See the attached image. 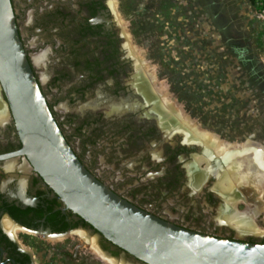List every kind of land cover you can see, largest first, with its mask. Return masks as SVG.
Returning a JSON list of instances; mask_svg holds the SVG:
<instances>
[{"label":"flooded vegetation","instance_id":"1","mask_svg":"<svg viewBox=\"0 0 264 264\" xmlns=\"http://www.w3.org/2000/svg\"><path fill=\"white\" fill-rule=\"evenodd\" d=\"M18 1L11 0V4L27 59L58 127L86 169L113 192L152 215L185 229L235 239L234 228L209 220V215L201 210L203 199L207 202L205 207L219 200L220 194L211 187L220 167L215 168V160L210 159L215 170L212 168L200 188L190 186V168L197 170L193 158L206 157L205 146L186 138L182 128L169 126V118L161 116L153 108L155 102L144 97L140 86L149 88V82L137 73L138 58L126 45L127 38L111 0L20 3L25 18L27 6L31 8L25 24L27 34L37 17H45L59 21V32L67 35L62 41L53 37L47 40L48 52L42 53L45 64L40 66L52 63L57 73L53 71L51 78L43 73L44 80L36 73L18 25ZM56 50L62 53L56 56ZM70 70L76 74H69ZM53 80L54 89L49 84ZM90 96L94 98L88 100ZM154 97L156 100L155 94ZM55 98L58 105L65 101L57 107ZM69 101L78 103L77 109L69 111ZM7 113V119L0 122V264H107L106 260L146 264L67 208L30 161L15 155L21 142L13 117ZM103 132L110 136L108 142ZM115 134L119 135L114 137ZM101 136V140L97 139ZM98 147L106 160L111 156L118 162L123 157V169L116 172L112 166L100 163ZM181 194L184 197H179ZM185 199L195 201L186 205ZM31 235L61 241L66 245L63 251L70 256L67 259L64 252L63 259L60 255L58 260L44 256L40 259L32 247ZM245 236L240 239L264 243V238ZM92 240L98 253L90 245Z\"/></svg>","mask_w":264,"mask_h":264},{"label":"rangeland","instance_id":"2","mask_svg":"<svg viewBox=\"0 0 264 264\" xmlns=\"http://www.w3.org/2000/svg\"><path fill=\"white\" fill-rule=\"evenodd\" d=\"M26 1L16 3L18 25L34 60L35 55L48 52L50 44L47 40L53 37L62 41L67 35L65 31L59 32V21L45 17H37L27 34L25 24L31 8L27 6L26 18L20 10ZM114 9L128 46L138 58L137 73L146 78L151 87L149 91L157 97L150 100L155 102L153 108L162 113L161 116H167L172 124L179 122L198 127L221 144L234 147L227 151L229 154L225 153L228 156L217 153L227 165L224 172L221 169L223 174L220 170V175L217 173L212 180L211 188L220 197L215 205L208 203V207L203 199L201 210L209 215V220L218 222L220 216L250 214L251 230L255 229L257 233L250 230L239 232L236 224H227L239 233H249L245 237L264 238V155H261V149L264 150V20L251 0H114ZM61 53L60 50L54 51L56 56ZM34 62L41 80H44L43 73L51 78L53 71L56 72L52 63L40 66L45 64V59L38 65ZM69 74L76 73L70 70ZM54 83V80L49 82L53 89ZM44 87L49 90L46 85ZM90 98L94 96L88 100ZM54 101L58 107L65 100L59 105L58 99ZM69 103L66 107L69 111L77 109L78 103ZM104 136L108 142L110 136L107 133ZM178 138L176 140H181V136ZM97 139L101 140L102 136ZM239 150L241 154L237 153V157L240 156L237 158L234 151ZM254 151L262 170L251 159ZM105 156V153L98 155L104 166H112L116 172L123 169L120 167L123 157L116 162L111 156L106 160ZM202 159V156H194L197 170L191 168L190 177L192 171L200 173L206 165L211 166ZM246 162L251 166L249 163L245 166ZM229 177L236 180L231 188L223 189L220 184ZM189 182L193 189H198L192 186L190 178ZM184 201L190 205L195 199ZM29 238L40 259L44 256L58 260L59 255L63 259L64 252L67 259L70 256L63 251L66 245L61 241L52 242L38 235Z\"/></svg>","mask_w":264,"mask_h":264},{"label":"water","instance_id":"3","mask_svg":"<svg viewBox=\"0 0 264 264\" xmlns=\"http://www.w3.org/2000/svg\"><path fill=\"white\" fill-rule=\"evenodd\" d=\"M0 98L21 142L15 155L30 161L67 208L130 255L146 264H264V243L240 239L249 233L229 239L177 226L133 205L86 169L42 94L11 0H0Z\"/></svg>","mask_w":264,"mask_h":264},{"label":"bare ground","instance_id":"4","mask_svg":"<svg viewBox=\"0 0 264 264\" xmlns=\"http://www.w3.org/2000/svg\"><path fill=\"white\" fill-rule=\"evenodd\" d=\"M126 45L128 46V43H126ZM128 48H129V46H128ZM130 49V48H129ZM130 51H131V49H130ZM34 56V55H33ZM34 60L36 61V63L37 64H40V63H42L43 61H44V55L43 54H37V55H35L34 56ZM136 63H138V62H136ZM139 77V76H138ZM139 82V81H138ZM140 88H141V92H143L144 94V97L146 98V100H152V98L154 97V95H153V93L152 92H150L149 91V88H146V86L145 87H143V85H141L140 86ZM162 89V88H161ZM153 100H155V97H154V99ZM155 109V108H154ZM162 114V113H161ZM7 117H8V113H7V110H6V106H5V104L2 102V101H0V122H3V121H5L6 119H7ZM165 118H167V116L165 117ZM174 119V118H173ZM170 121V120H169ZM169 126H171V127H173V128H175V129H180V128H182V131L185 133V135H187V136H191L193 139H194V141L195 140H197V142H199V143H202L204 146H205V150H206V157L204 156H202L204 159H202V161L203 160H205L206 162L205 163H211V160L210 159H214L215 160V162H216V164L214 165V167L216 168V167H220V168H218V169H222L223 170V172L225 171L224 170V168H226V166H225V164H223V160H222V158H220V155H218L217 153H227V154H229V152H227V151H230V149L231 148H234V147H231V146H226V145H224L223 143L221 144V142L217 139V138H215L213 135H211V134H209L208 132H205V131H202V130H200L198 127H191V126H185V125H181L179 122L177 123V124H172V122H169ZM186 136V137H187ZM203 146V147H204ZM232 151H233V149H232ZM262 151H264V150H262L261 149V155H264V153H262ZM205 152V151H204ZM236 153V156L235 157H237V153L238 154H241V152H240V150L238 151V152H236V151H234V154ZM249 152H247V154H248ZM255 153L257 154V152L256 151H254V156H252V160H253V162H254V164L256 165L257 164V167L258 168H260L261 170L263 169L262 168V166H261V162H259V161H257V159L255 158ZM233 154V153H232ZM230 155H231V152H230ZM229 155V156H230ZM225 156H228V155H226L225 154ZM234 157V158H235ZM238 157H240V156H238ZM237 157V158H238ZM226 159V158H225ZM236 159V158H235ZM248 160H249V158H247ZM262 160L264 161V156H262ZM235 161V160H234ZM204 162V161H203ZM226 163V162H225ZM249 162H246V164H244L245 166H247V165H249L248 164ZM263 163V162H262ZM214 164V163H213ZM253 164V165H254ZM222 166V167H221ZM250 166H251V164H250ZM254 167V166H253ZM208 167H207V165H206V168L203 170V172H200V173H196V171H193L192 173H191V177H190V179H191V184H192V186L193 187H195V186H197V188H199V186L201 185V184H203V181H205V179L208 177V175H209V173H211L212 171V165L207 169ZM246 168V167H245ZM191 169V168H190ZM207 169V170H206ZM214 169V168H213ZM247 169V168H246ZM252 169V168H251ZM215 170V169H214ZM222 170H221V172H222ZM257 170V169H256ZM256 170H255V167H254V171H255V173H256ZM246 171H248V170H246ZM263 171H264V169H263ZM216 172V171H215ZM220 171H218V174L220 175V173H219ZM223 172L221 173V175L223 174ZM240 174V173H239ZM259 174V173H258ZM262 174V173H261ZM237 177V179H238V175L236 176ZM242 177H244V176H241V178ZM240 178V177H239ZM220 180V179H219ZM236 180V178L234 179V178H230L229 177V179L227 180V181H225L224 180V182H222V184H220L221 185V187L223 188V189H229V188H231L232 187V183L234 182ZM237 181H239V180H237ZM190 183V182H189ZM218 184V185H219ZM220 188V187H219ZM221 188V189H222ZM196 190V189H195ZM220 190V189H219ZM223 193V192H222ZM225 193V192H224ZM226 194V193H225ZM228 195H229V193H228ZM227 200V199H226ZM227 213V212H226ZM250 214H248L247 215V213L246 214H234V215H232L231 217H230V215H228V216H220V219L219 220H221V222H224V223H228V224H230V225H233V224H236V227L235 228H237V230L239 231V232H243V231H247V230H250V231H254L255 233H257V231L254 229V230H251V228L253 229V223H252V221H251V216H249ZM228 217V218H227ZM227 219V220H226ZM246 228H249V229H246ZM239 232H237V234H242V233H239ZM85 240H86V238H85ZM90 245L92 246V247H94L93 249H95L94 251L96 252V253H98V250L95 248V245H94V240H92V241H90ZM91 247V248H92ZM119 261V260H118ZM106 262H107V264H121V263H123V262H121V260H120V262H117V261H115V260H106Z\"/></svg>","mask_w":264,"mask_h":264},{"label":"built area","instance_id":"5","mask_svg":"<svg viewBox=\"0 0 264 264\" xmlns=\"http://www.w3.org/2000/svg\"><path fill=\"white\" fill-rule=\"evenodd\" d=\"M258 15L264 20V0H251Z\"/></svg>","mask_w":264,"mask_h":264}]
</instances>
